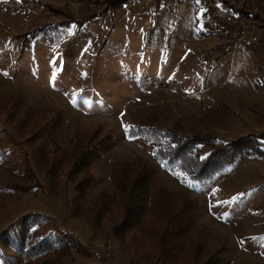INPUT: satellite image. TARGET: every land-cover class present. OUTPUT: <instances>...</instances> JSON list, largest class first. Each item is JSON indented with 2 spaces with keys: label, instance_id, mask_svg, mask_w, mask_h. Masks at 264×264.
Returning a JSON list of instances; mask_svg holds the SVG:
<instances>
[{
  "label": "rangeland",
  "instance_id": "1",
  "mask_svg": "<svg viewBox=\"0 0 264 264\" xmlns=\"http://www.w3.org/2000/svg\"><path fill=\"white\" fill-rule=\"evenodd\" d=\"M51 1L0 0V234L38 219L86 248L66 264H210L216 255L219 264H264V48L238 49L221 64L208 58L210 0ZM148 128L203 137V157L250 136L253 152L197 182L155 154L142 137ZM81 137L104 155L76 213L74 184L64 192L67 174L52 178L44 164ZM143 170L149 193L138 197L160 194L166 209L134 200L136 226L115 230L124 213L114 171L132 180ZM141 219L160 234L190 223L175 255L172 242L155 246Z\"/></svg>",
  "mask_w": 264,
  "mask_h": 264
},
{
  "label": "trees",
  "instance_id": "2",
  "mask_svg": "<svg viewBox=\"0 0 264 264\" xmlns=\"http://www.w3.org/2000/svg\"><path fill=\"white\" fill-rule=\"evenodd\" d=\"M96 15L98 14L94 16ZM21 51H25V48H21ZM142 132V137L147 138L154 145L155 154L160 159L180 169L197 182L215 177L228 165L233 164L242 153L253 152L251 149L254 147L251 144V138H254V136H250V139L244 138L235 142H227L225 145L215 146L203 157L201 155V146L203 144L208 145V142L203 137H184L175 133L162 132L161 130L149 128ZM85 144L86 140L81 137L79 138V142L74 144L62 158L56 161H53V159L52 161H48L46 159L47 162L44 164L45 166L48 164L46 173L52 178H58L63 174H67L69 178L60 186L64 192L68 189L70 182L74 184L76 196L73 200L78 207L74 211L76 213H81L79 212L81 211V207L83 208L81 202L86 197L90 186L94 183L91 166L95 160L100 159L104 155L99 143L96 142L90 146H85ZM40 148L42 160H44L45 156H49L50 151L44 145ZM261 153L264 154V151H261ZM10 157L9 154L6 155L4 162L9 163L7 161H12ZM146 171L143 170L132 180L126 178L127 176L124 174L114 171L112 182L117 186L116 192L119 193V201H121L118 209L124 213L123 220L115 224V230L127 231L138 221L139 215L135 214V208L137 207L133 205L134 200L139 199L141 202L148 201L152 205L151 210L154 209V211L156 210V205L163 206L162 208L164 210L166 209L164 203H156V200H161L160 194L159 197H156L155 202H152V195L143 194L138 197V191L143 189H147L146 192L149 193V185L145 181H148L150 177H148V174L146 176V173H148ZM32 177L34 176L32 175ZM35 182L38 183L36 179ZM29 189L27 188L26 191ZM38 190L39 185L31 188L33 192H37ZM147 197H149V200ZM108 198V193L104 192L102 196V206L104 209L108 205ZM129 201L131 203H128ZM86 209L87 211L84 212H89L90 208ZM138 212L140 211L138 210ZM98 216L101 217L103 215L99 213ZM26 219L20 221L14 230H6L0 234V264H66L74 256V253L82 254L86 252L83 244L73 236L64 232L42 228L39 226L40 221L38 219ZM139 221L140 225H143L142 229L144 228L143 230L153 237L154 244L159 249L162 250L164 244L167 245L169 242L173 243L172 248L168 252V255H170L169 253L174 250L171 254L172 256L173 254L175 255L176 250L173 246L177 244V240H180L178 239V235L183 230L182 238L185 236L186 227L190 225L191 218H189L190 223L184 224L182 226L183 228L176 229L172 234L169 232L172 235L170 239H168L171 236L170 234H160L159 231H154V228H152L155 227L154 223L146 224V221L142 219ZM178 245H181V240ZM218 257L219 255H216L215 260L207 263L219 264L218 261L220 258Z\"/></svg>",
  "mask_w": 264,
  "mask_h": 264
},
{
  "label": "built area",
  "instance_id": "3",
  "mask_svg": "<svg viewBox=\"0 0 264 264\" xmlns=\"http://www.w3.org/2000/svg\"><path fill=\"white\" fill-rule=\"evenodd\" d=\"M97 1L88 0V3L97 6ZM223 1L229 8H221L216 0L207 3L203 29V35L210 42L206 55L208 58L217 55L216 60L212 59L216 64L223 62L224 55L231 56L238 49L255 51L264 48V12L258 5L261 0ZM94 8L92 12L99 11Z\"/></svg>",
  "mask_w": 264,
  "mask_h": 264
},
{
  "label": "snow or ice",
  "instance_id": "4",
  "mask_svg": "<svg viewBox=\"0 0 264 264\" xmlns=\"http://www.w3.org/2000/svg\"><path fill=\"white\" fill-rule=\"evenodd\" d=\"M197 2H198V0H197ZM5 74H6V73H5ZM54 79H55V74H53V80H54ZM72 103L75 104V103H76V100L73 99ZM131 127H132V126H125V131H126V132L129 131V129H130ZM128 138H129V139H133V138H135V137H134V136H129ZM178 175H183V174H178ZM188 184H189V186H193V182H192L191 180L188 181Z\"/></svg>",
  "mask_w": 264,
  "mask_h": 264
},
{
  "label": "crops",
  "instance_id": "5",
  "mask_svg": "<svg viewBox=\"0 0 264 264\" xmlns=\"http://www.w3.org/2000/svg\"><path fill=\"white\" fill-rule=\"evenodd\" d=\"M38 2H40V0H37ZM52 2L51 0H43V3H45V2ZM41 3V2H40ZM263 52V51H262ZM262 52H258V53H261V56H263V54H262Z\"/></svg>",
  "mask_w": 264,
  "mask_h": 264
}]
</instances>
